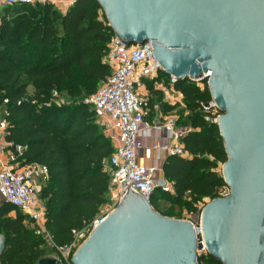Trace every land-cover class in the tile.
I'll use <instances>...</instances> for the list:
<instances>
[{
    "label": "trees",
    "instance_id": "obj_1",
    "mask_svg": "<svg viewBox=\"0 0 264 264\" xmlns=\"http://www.w3.org/2000/svg\"><path fill=\"white\" fill-rule=\"evenodd\" d=\"M2 12L0 105L8 100L4 108L9 124L5 141L26 148L23 165L48 168V180L39 192L46 230L56 246L65 247L73 242L74 231L84 230L110 204L105 162L114 146L85 100L111 75L104 59L115 32L98 0H76L65 13L51 3L5 6ZM157 81L146 85L153 95H158ZM176 89L185 108L175 112L177 107L162 104V111L176 113L179 124L191 129L183 139L190 156L166 158L163 172L173 192L156 190L150 199L156 211L171 218L183 208L196 214L200 204L219 198L227 188L219 172L228 161L224 140L211 112L202 107L212 101L207 82L186 79L178 81ZM54 93L66 94L72 103H55ZM161 200L171 205L166 211L158 208ZM27 222V216L4 201L1 264H35L47 256L46 240ZM198 264L222 263L206 254L198 257Z\"/></svg>",
    "mask_w": 264,
    "mask_h": 264
},
{
    "label": "water",
    "instance_id": "obj_2",
    "mask_svg": "<svg viewBox=\"0 0 264 264\" xmlns=\"http://www.w3.org/2000/svg\"><path fill=\"white\" fill-rule=\"evenodd\" d=\"M98 1L116 35L152 41L167 74L207 82L222 113L230 195L207 203L196 227L162 215L129 187L72 263L198 264L204 242L222 264H264V0ZM4 250L0 235V264ZM35 264L62 263L53 256Z\"/></svg>",
    "mask_w": 264,
    "mask_h": 264
},
{
    "label": "built area",
    "instance_id": "obj_3",
    "mask_svg": "<svg viewBox=\"0 0 264 264\" xmlns=\"http://www.w3.org/2000/svg\"><path fill=\"white\" fill-rule=\"evenodd\" d=\"M51 0H0V9L5 6L35 5L48 3ZM76 1V0H75ZM104 61L111 68V75L104 81L96 93L85 100L93 109L96 120L103 129L105 136L114 146L112 156L105 162L110 175L111 203L119 205L129 187L130 190L150 201L156 190L172 193V185L164 178H157L156 173L162 169V154L166 157L180 156L188 158L183 139L191 129L179 124L178 117L164 114L162 104L173 101V95L183 97L176 89L178 80L169 75L168 81L162 88L165 95L163 102L151 104L150 99L139 92L145 81L161 79L167 74L156 58L152 41L130 43L118 35H114L109 43ZM0 105V196L5 202L15 206L28 218V224L35 229L38 236H42L46 243L49 239L56 256L62 264H73L72 257L82 243L96 230L108 215H99L88 227L82 231H74V240L70 245L58 247L46 230V208L40 199V189L36 180L44 183L48 180V168L36 164L23 165L20 158L26 149L20 145L4 143L7 134L8 113L4 105ZM205 111L211 112L214 123L218 124L221 111L212 100L209 104H202ZM155 115V120L148 121L149 114ZM211 118H207L210 120ZM13 147L12 150L10 148ZM7 159H3L6 149ZM139 152H144L143 160L150 161L145 165L140 161ZM152 154H157L156 157ZM14 165V167H11ZM230 195L227 187L219 198ZM211 200H206L198 207V212L190 219L194 225L200 226L204 207ZM110 206V210L112 209ZM198 216V221L193 220ZM200 235L202 236V231ZM198 252L199 257L208 254L204 242Z\"/></svg>",
    "mask_w": 264,
    "mask_h": 264
},
{
    "label": "crops",
    "instance_id": "obj_4",
    "mask_svg": "<svg viewBox=\"0 0 264 264\" xmlns=\"http://www.w3.org/2000/svg\"><path fill=\"white\" fill-rule=\"evenodd\" d=\"M74 2H75V0H51L48 3L54 4L55 7L59 11H61L62 13H65L73 5ZM3 9H4V7H1V9H0V17L3 14V12H2ZM163 80L166 83L168 81V78H165L162 75L161 76V79L158 80L157 83L155 84V87L154 88H155L156 91H158V95H153L152 93H150L149 90H148V88H147V86H146L147 85V82L148 81H151V80L145 81L144 84H143V86H141V88L139 89V92L141 94L143 93L142 95H144V97L145 96L149 97V99H150V101H151L152 104L157 103V102H163V100L165 98V95H164V93L162 91V88L165 85V83L163 82ZM172 100L173 101H171V102L169 101V102H166V103H163V104H166L168 107H177V110L175 112H177L178 110H181V109L185 108L184 103H183V97L177 96V94H176V95H173ZM171 114H173V113H171ZM147 120L152 122L153 120H155V115L152 114V113L149 114V116L147 117ZM4 143L6 144V146L8 145V143L5 141V139H4ZM8 150H9V148L6 149V153L4 154L3 159H7V152H8ZM166 158L164 160H162V162H161L162 169H163V165L165 163ZM142 163H144L145 165H150L151 164V162L150 161H147V160L146 161L144 160V162H142ZM11 167H14V165H12ZM164 177L165 176H164V172H163V177H161V178H164ZM35 183L39 186V189L41 190L42 182H40L39 180H36ZM3 203H4V200L0 196V207H1V205ZM170 206L171 205L169 203V207H167L165 209V211L167 209H169ZM54 256H56V252H55V255ZM48 257H50V256H48Z\"/></svg>",
    "mask_w": 264,
    "mask_h": 264
},
{
    "label": "rangeland",
    "instance_id": "obj_5",
    "mask_svg": "<svg viewBox=\"0 0 264 264\" xmlns=\"http://www.w3.org/2000/svg\"><path fill=\"white\" fill-rule=\"evenodd\" d=\"M33 93H34L33 89L29 88V94L33 95ZM142 98H144V95H142ZM54 101H55V103L60 104V105L67 104V103H72V101L68 98V96L66 94H59V93H54ZM173 115L178 116L176 113L173 114ZM144 155H145L144 152H139V157H141L140 161L142 160L144 162V160L142 159L144 157ZM152 155H154V157L157 156V154H152ZM165 158H166V153L163 152L162 160H164ZM219 172L223 173V166L220 168ZM156 177L158 179L163 177V169H161L160 171H158L156 173ZM112 205H113V203H111V195H110V204L105 206V207H103L101 209L99 215H102V214H104L106 212L114 211L117 208V205H114L113 207H112ZM110 206L112 207L111 210L109 208ZM167 207H169V203L167 201L161 200V201L158 202V208L161 211H165V209ZM172 215H174L175 219H181V220H189L190 221V219L192 218V215L188 214L185 208H183L181 210L180 209L177 210ZM31 228H34V226H32ZM47 240H48V242H47V245H46V251H47V256L46 257H48V256H50V257L52 256L53 257L55 255V252L53 251V248L51 246V243H50L49 239H47Z\"/></svg>",
    "mask_w": 264,
    "mask_h": 264
}]
</instances>
